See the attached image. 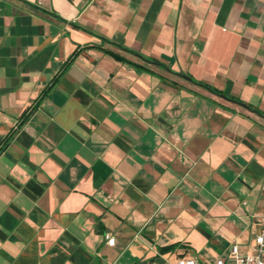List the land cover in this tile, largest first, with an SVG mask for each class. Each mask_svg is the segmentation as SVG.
Returning a JSON list of instances; mask_svg holds the SVG:
<instances>
[{
	"label": "crops",
	"instance_id": "1",
	"mask_svg": "<svg viewBox=\"0 0 264 264\" xmlns=\"http://www.w3.org/2000/svg\"><path fill=\"white\" fill-rule=\"evenodd\" d=\"M263 207L264 0H0V264H235Z\"/></svg>",
	"mask_w": 264,
	"mask_h": 264
},
{
	"label": "built area",
	"instance_id": "2",
	"mask_svg": "<svg viewBox=\"0 0 264 264\" xmlns=\"http://www.w3.org/2000/svg\"><path fill=\"white\" fill-rule=\"evenodd\" d=\"M258 230L254 233L252 240L255 241V248L248 253H238V248L232 246L229 251V255L234 258L235 264H264V207L257 217ZM107 243L113 242V237L105 235ZM183 262V261H182ZM180 262L179 264H182ZM188 264H195V261L188 260ZM223 258L219 257L215 264H223ZM145 264V263H142Z\"/></svg>",
	"mask_w": 264,
	"mask_h": 264
},
{
	"label": "trees",
	"instance_id": "3",
	"mask_svg": "<svg viewBox=\"0 0 264 264\" xmlns=\"http://www.w3.org/2000/svg\"><path fill=\"white\" fill-rule=\"evenodd\" d=\"M144 59H147V58H145L144 56H142ZM181 74V73H180ZM192 80H194V81H196L195 79H193V78H191Z\"/></svg>",
	"mask_w": 264,
	"mask_h": 264
},
{
	"label": "water",
	"instance_id": "4",
	"mask_svg": "<svg viewBox=\"0 0 264 264\" xmlns=\"http://www.w3.org/2000/svg\"><path fill=\"white\" fill-rule=\"evenodd\" d=\"M184 77H186L185 75H183ZM186 78H188V77H186Z\"/></svg>",
	"mask_w": 264,
	"mask_h": 264
}]
</instances>
